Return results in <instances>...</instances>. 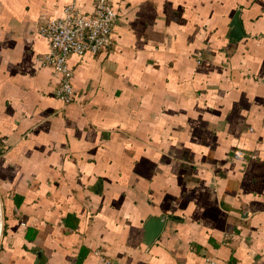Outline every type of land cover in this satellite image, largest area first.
<instances>
[{
    "label": "crops",
    "instance_id": "crops-1",
    "mask_svg": "<svg viewBox=\"0 0 264 264\" xmlns=\"http://www.w3.org/2000/svg\"><path fill=\"white\" fill-rule=\"evenodd\" d=\"M70 1L0 0V264H264V0H109L63 106L36 28Z\"/></svg>",
    "mask_w": 264,
    "mask_h": 264
},
{
    "label": "built area",
    "instance_id": "built-area-1",
    "mask_svg": "<svg viewBox=\"0 0 264 264\" xmlns=\"http://www.w3.org/2000/svg\"><path fill=\"white\" fill-rule=\"evenodd\" d=\"M117 19L109 0H93L90 13L83 12L72 0L62 9L61 18L40 23L36 33L47 43V51L39 56L41 66L48 67L57 77L55 97L67 106L72 103V70L67 64L71 55L99 54L112 46V26ZM233 157L242 159L241 152ZM97 264H113L107 256L97 254ZM144 264H152L145 262ZM206 264H217L208 259Z\"/></svg>",
    "mask_w": 264,
    "mask_h": 264
},
{
    "label": "water",
    "instance_id": "water-1",
    "mask_svg": "<svg viewBox=\"0 0 264 264\" xmlns=\"http://www.w3.org/2000/svg\"><path fill=\"white\" fill-rule=\"evenodd\" d=\"M230 27L233 29L234 32L240 33L239 26L236 20V14L233 16L230 22ZM163 221L159 217H149L144 225V239L143 244L148 245L150 244L153 239L158 235L161 230Z\"/></svg>",
    "mask_w": 264,
    "mask_h": 264
}]
</instances>
